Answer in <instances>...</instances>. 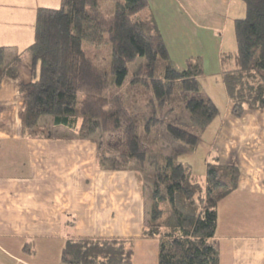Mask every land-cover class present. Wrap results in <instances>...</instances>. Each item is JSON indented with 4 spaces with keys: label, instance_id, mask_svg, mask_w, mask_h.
<instances>
[{
    "label": "trees",
    "instance_id": "1",
    "mask_svg": "<svg viewBox=\"0 0 264 264\" xmlns=\"http://www.w3.org/2000/svg\"><path fill=\"white\" fill-rule=\"evenodd\" d=\"M110 1L115 10L109 17L101 0H61L59 9L39 8L29 48L12 57L0 47V81L17 79L18 64L29 55L33 76L39 74L20 89L23 134L92 141L102 169L136 173L146 204L143 236L159 241L158 264H220L218 208L238 189L241 171L216 159L203 182L180 154H166L162 146L166 138L196 148L218 118L217 105L200 97L203 64L173 63L155 18L143 14L149 0ZM242 1L246 15L235 22L237 51L223 57L222 72L235 118L264 110V0ZM105 43L110 72L85 49ZM183 112L187 121L172 119ZM134 243L69 239L62 262L134 264Z\"/></svg>",
    "mask_w": 264,
    "mask_h": 264
},
{
    "label": "crops",
    "instance_id": "2",
    "mask_svg": "<svg viewBox=\"0 0 264 264\" xmlns=\"http://www.w3.org/2000/svg\"><path fill=\"white\" fill-rule=\"evenodd\" d=\"M173 1L189 27L182 32L188 36L176 33L185 43L177 41L172 49L166 43L171 60L180 67L201 60L200 97L220 111L201 147L217 149L220 164L235 163L241 171L238 189L218 208L220 264H264V110L235 119L222 80L223 57L237 51L235 22L245 17L246 5L242 0ZM41 3L0 0V47L12 57L34 43L38 9L46 8ZM151 11L149 6L166 42ZM205 38L207 51L200 46ZM30 66V56L24 55L19 77L0 81V264H63V248L73 238L133 239L134 264H158L159 241L143 236L146 204L135 172L102 169L92 141L23 134L20 89L39 74L34 77Z\"/></svg>",
    "mask_w": 264,
    "mask_h": 264
},
{
    "label": "rangeland",
    "instance_id": "3",
    "mask_svg": "<svg viewBox=\"0 0 264 264\" xmlns=\"http://www.w3.org/2000/svg\"><path fill=\"white\" fill-rule=\"evenodd\" d=\"M101 1L103 4V12L105 13V15L108 17L112 16L115 10L114 3L110 0H101ZM149 1L151 4L149 5L150 11L152 10L157 14L158 16L157 20L160 22V26L162 27L163 34L168 46L172 49L177 45V41L178 42L181 41L179 43H183V42L185 43V41L181 39L176 40L177 38H179V36H177L176 33L179 31L182 34L183 28H185L184 26L189 27V25H186V23L183 21V16H181L182 14L179 8L177 7V3L173 0H149ZM41 4L46 8L59 9L61 6V0H42ZM143 14H148V12H144ZM183 35L188 36V32L187 34L183 33L182 36ZM174 36H176V38ZM205 40L207 41V38L203 40L202 42L203 44H200V46L204 49V51H207L205 49L206 46ZM207 42H209V40ZM85 49L88 55L93 60H95V62L101 68H103L107 72H110L111 51H110V45L108 43H105L102 47H96V46L93 47L90 45H85ZM207 54L210 55L209 51L207 52ZM174 64L177 67L181 68L178 64L176 63ZM184 67H186V65ZM231 111H232V104H231ZM171 117L173 120L176 119L179 120V122H183V120L185 121L188 120L187 113L185 112H183L181 116H179L178 114H174ZM235 119H241V118H235ZM161 135L164 136L163 131ZM202 140L203 139L201 138L200 142H202ZM114 144L115 145L119 144V146H121L120 140H118L117 138L114 139ZM199 144L200 145H198L196 148L192 149L183 146L181 144L178 145L171 144V142H169V140H167L166 138L163 139L162 141V146L166 154H170L172 150L180 154L179 160L191 165L194 174H196L199 177L200 181L205 182L207 178V174L211 170L212 165L216 164V159L218 154H217V149L208 152L207 148L201 147V145L205 146L203 143H199Z\"/></svg>",
    "mask_w": 264,
    "mask_h": 264
}]
</instances>
